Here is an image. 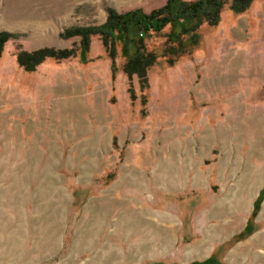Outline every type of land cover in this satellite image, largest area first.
<instances>
[{"label": "rangeland", "instance_id": "1", "mask_svg": "<svg viewBox=\"0 0 264 264\" xmlns=\"http://www.w3.org/2000/svg\"><path fill=\"white\" fill-rule=\"evenodd\" d=\"M165 1L0 0V264H264V196L251 217L264 185V38L250 39L246 63L238 46L220 58L225 5L200 49L172 67L160 58L141 90L121 71V41L111 60L98 33L108 11ZM42 48L73 56L17 65Z\"/></svg>", "mask_w": 264, "mask_h": 264}, {"label": "trees", "instance_id": "2", "mask_svg": "<svg viewBox=\"0 0 264 264\" xmlns=\"http://www.w3.org/2000/svg\"><path fill=\"white\" fill-rule=\"evenodd\" d=\"M258 0H166L159 9L149 13L133 10L125 14L107 13L106 25L110 32L98 33L102 36V44L108 57L115 59V41H121V53L125 59L121 71L131 81L136 77L141 90H147L148 71L154 67L161 58L168 67H172L180 58L187 57L197 51L201 40V30L204 27H215L220 21V14L225 5L233 16L246 13L252 4ZM166 30V31H165ZM81 29L73 33L85 39ZM92 34V33H90ZM96 34V33H95ZM161 35L164 39L159 53L147 51L145 40L152 36ZM7 34H0V55L3 45L8 42ZM109 40V41H108ZM80 54L88 51V43L83 40ZM73 56L72 51L54 50L52 48L37 49L32 52H19L16 56L17 65L25 72L33 71L45 59L66 60ZM134 100L132 89L128 90ZM115 144V139L113 140ZM264 196V185L254 200L251 217L254 218ZM250 220L246 222L243 230L236 235L240 240L247 232ZM212 255L203 262L194 264H208Z\"/></svg>", "mask_w": 264, "mask_h": 264}, {"label": "crops", "instance_id": "3", "mask_svg": "<svg viewBox=\"0 0 264 264\" xmlns=\"http://www.w3.org/2000/svg\"><path fill=\"white\" fill-rule=\"evenodd\" d=\"M260 11H262V16L264 17V0L255 1L246 13L231 18V21L221 34L220 58L227 60L233 56L235 57L236 46H238L242 48L240 54L242 55V62L246 63L247 58L250 56L247 46L249 45L250 47V39L256 33H259V39L264 38V26L260 20ZM252 19H258V21L251 25ZM258 53L261 52L259 51ZM172 150L177 151L178 148L173 147Z\"/></svg>", "mask_w": 264, "mask_h": 264}, {"label": "bare ground", "instance_id": "4", "mask_svg": "<svg viewBox=\"0 0 264 264\" xmlns=\"http://www.w3.org/2000/svg\"><path fill=\"white\" fill-rule=\"evenodd\" d=\"M126 221L129 222V223H131V224H137V223H138V222H136V221H133V219H131V218H129L128 220L126 219ZM130 221H131V222H130ZM237 226H238V225H237L236 223H234V224H232V227H229V229L232 231V230H234ZM126 227H127V226H126ZM229 229H228V230H229ZM228 230H227V231H228ZM221 232L223 233V232H225V231L222 230Z\"/></svg>", "mask_w": 264, "mask_h": 264}]
</instances>
